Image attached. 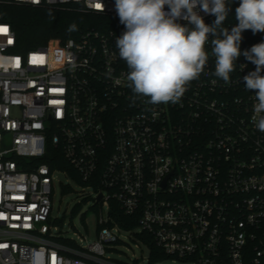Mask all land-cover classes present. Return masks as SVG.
Wrapping results in <instances>:
<instances>
[{
	"label": "built area",
	"instance_id": "obj_1",
	"mask_svg": "<svg viewBox=\"0 0 264 264\" xmlns=\"http://www.w3.org/2000/svg\"><path fill=\"white\" fill-rule=\"evenodd\" d=\"M71 3L110 18L105 29L23 55L14 51L11 26L0 22V264H136L112 257L125 244L121 234L146 244L151 256L139 238L149 235L165 260L180 264H264V132L252 119L255 90L243 81L256 66L241 55L230 82L216 77L210 35L204 72L181 100L151 104L129 87L115 46L125 31L115 0H0ZM260 42L264 32L243 31L241 53ZM50 149L93 190L83 199L98 208L92 244L57 233L55 175L76 181L51 167ZM111 202L138 217V232L108 226Z\"/></svg>",
	"mask_w": 264,
	"mask_h": 264
},
{
	"label": "clouds",
	"instance_id": "obj_2",
	"mask_svg": "<svg viewBox=\"0 0 264 264\" xmlns=\"http://www.w3.org/2000/svg\"><path fill=\"white\" fill-rule=\"evenodd\" d=\"M115 9L125 26L115 46L135 94L151 104L178 103L187 85L204 72L211 35L216 77L230 82L241 55L256 66L243 81L246 90H255L252 119L264 132V42L240 50L243 31L264 32V0H239L237 24L230 30L221 27L231 11L228 0H115ZM201 12L213 15L214 22L206 24ZM74 30L72 24L69 31Z\"/></svg>",
	"mask_w": 264,
	"mask_h": 264
},
{
	"label": "trees",
	"instance_id": "obj_3",
	"mask_svg": "<svg viewBox=\"0 0 264 264\" xmlns=\"http://www.w3.org/2000/svg\"><path fill=\"white\" fill-rule=\"evenodd\" d=\"M239 0L232 4L231 11L224 22L231 25H236L235 8L238 7ZM110 18L98 16L91 13H86L83 7L78 3H71L60 6L59 8L49 7H32L24 4L17 5H0V22L8 23L16 34L17 46L15 52L26 55L28 52L46 47L51 40H59L62 43L69 39H76L83 32L90 29L104 30ZM214 22V21H213ZM213 22L206 23L212 24ZM223 22V23H224ZM75 24L76 30L69 31V27ZM48 155L54 157L55 164L51 167L66 170L77 184L84 185L75 174L72 168L64 160L60 150L50 149ZM46 161V160H45ZM63 194L72 192L69 187L63 189ZM109 227L118 225L123 230H134L138 224V217L126 216L121 207L116 202H111ZM79 205L73 209L75 214L79 210ZM91 211L98 213L97 207H91ZM82 223L86 224L87 213L81 216ZM100 227H98V230ZM139 238L148 243L151 248V263L167 259L163 253L153 243L151 237L147 234L139 235Z\"/></svg>",
	"mask_w": 264,
	"mask_h": 264
},
{
	"label": "rangeland",
	"instance_id": "obj_4",
	"mask_svg": "<svg viewBox=\"0 0 264 264\" xmlns=\"http://www.w3.org/2000/svg\"><path fill=\"white\" fill-rule=\"evenodd\" d=\"M70 183L72 192L63 194L62 184ZM55 195L53 198L52 218L56 219L57 233L65 238H70L84 246L94 243L97 240L99 214L91 211L93 199L89 198L86 203L84 197L92 196V189H83L82 185L71 181L62 174H56L54 179ZM79 205V210L74 214L73 209ZM106 210V208H105ZM87 213L86 224L82 223L81 216ZM139 231V228L136 229ZM124 237L125 244H116L119 252L113 253L112 257L124 263L150 264V250L142 242L136 241V238L130 236ZM155 264H180L177 261L165 260Z\"/></svg>",
	"mask_w": 264,
	"mask_h": 264
},
{
	"label": "snow or ice",
	"instance_id": "obj_5",
	"mask_svg": "<svg viewBox=\"0 0 264 264\" xmlns=\"http://www.w3.org/2000/svg\"><path fill=\"white\" fill-rule=\"evenodd\" d=\"M96 7L99 8V7H101V5L100 4H97ZM0 32H6V29L0 28Z\"/></svg>",
	"mask_w": 264,
	"mask_h": 264
},
{
	"label": "water",
	"instance_id": "obj_6",
	"mask_svg": "<svg viewBox=\"0 0 264 264\" xmlns=\"http://www.w3.org/2000/svg\"><path fill=\"white\" fill-rule=\"evenodd\" d=\"M102 199V195H100L99 197H98V201H100Z\"/></svg>",
	"mask_w": 264,
	"mask_h": 264
}]
</instances>
